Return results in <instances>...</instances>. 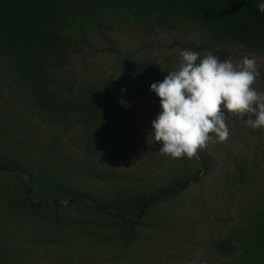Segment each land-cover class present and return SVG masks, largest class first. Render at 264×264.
<instances>
[{
	"label": "trees",
	"instance_id": "trees-1",
	"mask_svg": "<svg viewBox=\"0 0 264 264\" xmlns=\"http://www.w3.org/2000/svg\"><path fill=\"white\" fill-rule=\"evenodd\" d=\"M257 2L0 0V264H31L41 257L35 246L46 258L55 253L59 264H84V244L129 252L144 230L159 226L150 219L157 207L216 169L215 157L200 151L198 169L182 157L184 172L153 189L115 186L102 194L71 182L143 180L141 171L124 167L136 145L133 105L157 109L160 98L150 85L178 68L181 50L234 62L264 58V13ZM117 33L136 36L139 50L123 49ZM172 50L176 57L167 54ZM103 53L115 57L112 75H85ZM260 164L257 156L241 159L227 178L237 185L230 191L248 190V200L239 218H223L209 264H264ZM4 224L30 229L29 245L7 235Z\"/></svg>",
	"mask_w": 264,
	"mask_h": 264
},
{
	"label": "rangeland",
	"instance_id": "rangeland-1",
	"mask_svg": "<svg viewBox=\"0 0 264 264\" xmlns=\"http://www.w3.org/2000/svg\"><path fill=\"white\" fill-rule=\"evenodd\" d=\"M119 45L125 50H139L137 37L125 33L115 34ZM175 50L167 52L176 57ZM180 56V55H179ZM163 57V56H161ZM239 62V61H238ZM258 64L264 71V58H258ZM116 60L114 56L103 53L92 59L84 68L85 75L90 78L104 79L114 72ZM254 87L264 92V77H257ZM157 109L137 102L133 105V123L136 130L134 139L133 158L125 164L129 170L141 171L143 180L128 184H113L95 179L73 178L71 182L82 188L99 193L111 192L115 186H122L126 190H148L163 185L168 178L182 174L185 170L182 158H171L159 153L160 144L152 145L148 142L151 121L156 117ZM247 117V116H245ZM248 119V118H247ZM247 119L228 117L230 136L225 142L215 140L208 143L207 148L198 150L190 160V165L198 169L200 151L210 152L217 161L216 169L204 177V181L193 186L180 197L157 207L150 216L152 222L159 226L143 231L140 245L129 252L116 246L81 245V255L88 257L84 264H209L216 259L213 243L224 233L223 218L232 214L248 200V190L243 188L230 191L237 186L235 181H228L233 177L235 165L241 159L254 158L261 160L260 172L257 174L260 183L264 184V129H252L246 124ZM243 161V160H242ZM238 189V188H236ZM13 239L19 240L21 245L28 246L31 230L19 226L3 225L1 228ZM40 256H34L31 264H59L60 259L50 252L48 258L41 247L35 246ZM63 247L62 251H66ZM88 252V254L86 253ZM44 255V256H43ZM71 264H79V260H72ZM68 264V263H67Z\"/></svg>",
	"mask_w": 264,
	"mask_h": 264
},
{
	"label": "clouds",
	"instance_id": "clouds-1",
	"mask_svg": "<svg viewBox=\"0 0 264 264\" xmlns=\"http://www.w3.org/2000/svg\"><path fill=\"white\" fill-rule=\"evenodd\" d=\"M264 13V0L256 4ZM176 69H169L150 91L160 98L151 121L148 142L160 144L159 153L171 158H192L210 141L225 142L230 136L228 117L243 120L252 129H264V92L254 87L260 76L255 57L239 62L217 55L184 49Z\"/></svg>",
	"mask_w": 264,
	"mask_h": 264
}]
</instances>
